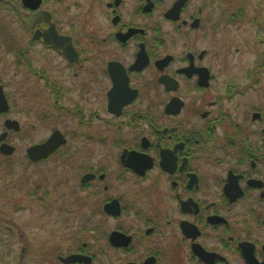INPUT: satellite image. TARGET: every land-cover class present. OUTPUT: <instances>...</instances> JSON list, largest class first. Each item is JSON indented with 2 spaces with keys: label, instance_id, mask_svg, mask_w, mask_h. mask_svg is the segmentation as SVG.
Returning a JSON list of instances; mask_svg holds the SVG:
<instances>
[{
  "label": "flooded vegetation",
  "instance_id": "flooded-vegetation-1",
  "mask_svg": "<svg viewBox=\"0 0 264 264\" xmlns=\"http://www.w3.org/2000/svg\"><path fill=\"white\" fill-rule=\"evenodd\" d=\"M177 1L0 0V171L73 157L89 194L91 244L57 264H264V52L224 85Z\"/></svg>",
  "mask_w": 264,
  "mask_h": 264
},
{
  "label": "rangeland",
  "instance_id": "rangeland-1",
  "mask_svg": "<svg viewBox=\"0 0 264 264\" xmlns=\"http://www.w3.org/2000/svg\"><path fill=\"white\" fill-rule=\"evenodd\" d=\"M190 7L194 13L203 7V17L209 18L202 30L189 35L191 47L197 49L196 43L198 48L217 49L220 57L211 56L208 64L221 73L224 85L238 77L247 81L246 71L254 72L264 52V0H191ZM179 37L177 52L187 42ZM97 147L98 155L108 149ZM22 163L9 174L0 171V264H57L54 253L69 254L75 246L91 244L88 191L77 186L80 171H75L73 157L62 165L49 162L50 171H24L27 165ZM26 175L33 186L47 184L49 194L42 203L25 196L30 191Z\"/></svg>",
  "mask_w": 264,
  "mask_h": 264
},
{
  "label": "water",
  "instance_id": "water-1",
  "mask_svg": "<svg viewBox=\"0 0 264 264\" xmlns=\"http://www.w3.org/2000/svg\"><path fill=\"white\" fill-rule=\"evenodd\" d=\"M182 5V0H179L175 3L174 7L171 8L167 13L166 17L169 18H176L177 17V12ZM176 12V13H175ZM174 14V15H173ZM176 14V15H175ZM61 143H63V139L59 140V138H56L55 134L49 138L47 142L44 144L34 147L28 150L30 156L32 157L33 160H38L41 157H45L47 154L51 153L55 148H57ZM3 151V149H1ZM34 151V152H33ZM37 154V155H36ZM88 260L87 257L81 256V255H70L62 261L64 263H75V262H82Z\"/></svg>",
  "mask_w": 264,
  "mask_h": 264
}]
</instances>
